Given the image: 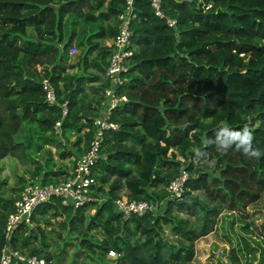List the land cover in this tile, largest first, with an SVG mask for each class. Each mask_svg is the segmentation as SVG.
<instances>
[{
	"label": "trees",
	"instance_id": "trees-1",
	"mask_svg": "<svg viewBox=\"0 0 264 264\" xmlns=\"http://www.w3.org/2000/svg\"><path fill=\"white\" fill-rule=\"evenodd\" d=\"M125 8L126 0H0V161H29L35 166L32 180L40 185L71 176L58 165L71 158L75 165L88 152L94 121L109 103L104 92L110 81L105 78L93 99L85 95L83 76H57L56 70L41 75L35 67L62 62L58 50L49 53L75 43L81 63L96 52L93 65L105 77L111 48L101 42L113 44ZM163 13L165 19L156 17L151 0L135 3L134 56L117 89L126 102L112 111L110 122L119 130L105 134L102 158L92 172L95 201L75 211L54 200L37 211L34 228L19 227L8 244L4 229L20 196L0 197V261L9 249L26 260L59 264L66 246L50 251L49 242H58L48 229L52 219H61L58 225L77 236L78 249L90 261L83 264H108L111 251L117 255L113 264H189L195 242L213 234L222 219L223 230L243 226L239 229L264 264V239L238 214L260 202L264 209V0H164ZM66 31H71L67 43ZM46 79L57 94L52 107L45 101ZM245 130L251 135L249 151L258 156L245 155V146L233 138ZM184 172L183 198L170 200L168 188ZM4 183L0 176V190ZM122 185L128 202L158 210L125 220L115 205ZM181 213L197 222L179 218ZM229 244L222 254L225 264H242V257L249 262L241 243L233 246L229 238ZM11 264L27 263L12 257Z\"/></svg>",
	"mask_w": 264,
	"mask_h": 264
},
{
	"label": "built area",
	"instance_id": "built-area-1",
	"mask_svg": "<svg viewBox=\"0 0 264 264\" xmlns=\"http://www.w3.org/2000/svg\"><path fill=\"white\" fill-rule=\"evenodd\" d=\"M138 1L141 0H126V8L119 16V33L112 44L109 65L105 74L106 79L110 81V87L104 92V97L108 100L109 107L105 116L94 121L96 135L88 152L78 157L73 173L66 181L51 185L29 184L24 187L20 198L15 203L14 212L8 217L4 229L5 239L8 244L19 227L34 228V218L37 215V211L54 200H60L63 207L72 208L75 211L83 209L95 201L93 197L95 184L92 172L102 158L101 150L104 145L105 134L119 130L118 125L110 122L112 111L118 108L120 104L126 102L124 97L120 98L117 96V89L123 85L122 77L128 73L130 69L128 63L134 56L133 34L130 24L135 3ZM163 1L151 0L152 8L159 19H165ZM166 22L170 27L176 25V22L169 18L166 19ZM76 53V48H72L70 54L75 55ZM43 91L46 97L45 101L50 107L58 104L56 90L47 79L43 81ZM62 108L63 116L65 117L67 115V103L63 104ZM60 128L61 122H58L55 126L57 134L60 133ZM187 179L188 175L184 172L180 178L170 185L168 188L170 200H182ZM115 205L125 220H129L133 216L143 217L158 210L156 206L146 202H128L127 198H120L115 202ZM9 251L8 249L6 252L4 249L0 264H11L12 257H16L19 262H26L27 264H47L44 260H38L35 257L26 260L19 254H11ZM109 255L117 257L113 251L109 252Z\"/></svg>",
	"mask_w": 264,
	"mask_h": 264
},
{
	"label": "rangeland",
	"instance_id": "rangeland-1",
	"mask_svg": "<svg viewBox=\"0 0 264 264\" xmlns=\"http://www.w3.org/2000/svg\"><path fill=\"white\" fill-rule=\"evenodd\" d=\"M70 162V161H69ZM73 164V162H71ZM2 164L4 165L3 173L0 174L1 179L4 183V188L0 190V197H15L20 196L21 190L26 185H29L32 182V171L35 169V166L32 165L29 161H23L20 159H14V158H8L4 161H0V167H2ZM70 164V163H69ZM24 180V184L23 181ZM108 192V187L106 189ZM119 195L120 198H127V191L125 187L122 185L119 189ZM195 196L199 197L200 199H205V196H203L200 193H195ZM20 198V197H19ZM102 201V200H101ZM216 204L214 203L213 206ZM197 209H195V212ZM90 216H94L96 211L91 210L88 212ZM240 218L245 221L250 228V232L253 233L255 236H262L260 237L262 240L264 239V209L262 202L254 205L253 207H250L246 211H241V213H238ZM37 217V215H36ZM179 218L189 220L191 223L195 224L196 217H190L188 218L187 214L181 213L179 214ZM57 222H61V219L54 220L52 219V226L48 229L53 231L52 237L56 239L58 242L55 243V241L49 242L51 245L50 251H55L62 249L64 246H66V253L63 257H61L59 264H83L82 261L89 263L88 259L85 256V252L80 251L77 247L78 240H76L77 236H70L68 234L69 227L67 226L66 231L62 230V228L58 225ZM221 222L220 226L215 230L213 234H211L209 237L200 239L197 243L195 242V257L192 262L189 264H225L226 258L222 257V254L224 252H227L228 249L231 248L229 244V238L232 239L233 246H236V243H241V248H243L244 253L247 256L248 263H246V260L241 258L242 264H259V258L260 253L254 252L253 248V242L251 239L248 240V238L244 237L245 235L244 230H240L239 228L243 227L240 224L238 226L234 227L233 229H229V225L226 229H221ZM229 224V223H228ZM87 226V225H86ZM226 226V225H225ZM97 233V231H95ZM62 236L66 244L62 242L61 239H58V236ZM167 238L169 240V236H171V230L167 229ZM253 236V237H254ZM171 238V237H170ZM243 238L247 239L248 241H245ZM174 239V238H172ZM250 243V244H249ZM59 245V246H58ZM76 253H79L80 256L77 260H75ZM219 254H221L219 256ZM117 257H111L108 255L107 262L108 264H113Z\"/></svg>",
	"mask_w": 264,
	"mask_h": 264
},
{
	"label": "crops",
	"instance_id": "crops-1",
	"mask_svg": "<svg viewBox=\"0 0 264 264\" xmlns=\"http://www.w3.org/2000/svg\"><path fill=\"white\" fill-rule=\"evenodd\" d=\"M110 21H108L107 23H105V26L110 25ZM36 34L34 32V30H30L29 31V36L30 37H34ZM66 35V41L65 43L68 42V39L70 38L71 35V31L69 32H65ZM24 42L20 41L19 45H23ZM101 47H108L111 48V52H112V43L109 42V40H105L101 42ZM54 51H52V53H49V55L51 54H55V51L60 52L64 59L62 62H60L61 60H58L55 64L51 65L48 63H44L42 65H36V70L38 71V73H40L41 75L45 74L47 71L48 72H53V71H57V76H59V74L63 77L64 75H68L71 77H82L88 79L86 81V83L84 84V90L86 91L85 95L86 96H91L93 99L97 98L98 94H95V92L100 89L99 87L106 82L104 75L99 73V70L93 65V60H95L96 58V52H94L92 54V57L88 58V63H81L80 62V56H81V51L79 49H77L75 43L72 45V47L66 49L65 44H61L58 45V47H54ZM72 48H76L77 53L75 55H71L70 52L72 50ZM45 53V51L43 49H39V48H34V53ZM99 63L101 64V60L99 61ZM64 68V70H60V68ZM59 73V74H58ZM98 78V81H94V79ZM99 92V91H98ZM99 95H101V93L99 92ZM98 99V98H97ZM88 102L91 100H87ZM108 107H109V103L107 105H104V109L101 112L102 117L106 115L107 111H108ZM75 138H72V141H74ZM68 149L70 150H74L71 146L68 147ZM53 153L56 152L55 149H52ZM6 160V159H5ZM77 160V159H76ZM70 161V162H69ZM74 161L75 158H71L69 160H67L64 163H59L58 167L63 166L65 169H67V171H69V174L71 175V173H73V170L75 168L74 165ZM73 162V164L71 163ZM70 163V164H69ZM76 164V162H75ZM4 165L2 164V167L0 168L1 170H3ZM35 169H33V173H34ZM32 173V174H33ZM30 184H36L35 182H32ZM27 186V185H26ZM22 193V192H21ZM21 196V194H20Z\"/></svg>",
	"mask_w": 264,
	"mask_h": 264
},
{
	"label": "clouds",
	"instance_id": "clouds-1",
	"mask_svg": "<svg viewBox=\"0 0 264 264\" xmlns=\"http://www.w3.org/2000/svg\"><path fill=\"white\" fill-rule=\"evenodd\" d=\"M233 138L239 141V144L244 145L243 152L247 156H258L259 153L255 150L249 151L250 141H251V135L246 130L241 133H235L233 134ZM239 147V145H238Z\"/></svg>",
	"mask_w": 264,
	"mask_h": 264
}]
</instances>
